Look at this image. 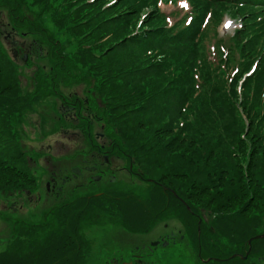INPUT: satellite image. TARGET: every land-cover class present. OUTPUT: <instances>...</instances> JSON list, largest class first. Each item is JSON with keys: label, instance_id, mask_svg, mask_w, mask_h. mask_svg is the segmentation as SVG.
I'll use <instances>...</instances> for the list:
<instances>
[{"label": "trees", "instance_id": "trees-1", "mask_svg": "<svg viewBox=\"0 0 264 264\" xmlns=\"http://www.w3.org/2000/svg\"><path fill=\"white\" fill-rule=\"evenodd\" d=\"M224 15L242 25L226 40L217 31ZM22 33L38 38L28 50L47 47L49 62L25 93L19 57L5 43ZM72 82L93 91L82 100L71 93L73 106L64 100L61 112L75 114L103 166L122 161L136 180L56 202L37 220L8 219L0 264H86L91 226L143 234L201 209L231 210L230 225L259 223L264 0H0V197L37 189L14 121Z\"/></svg>", "mask_w": 264, "mask_h": 264}, {"label": "rangeland", "instance_id": "rangeland-1", "mask_svg": "<svg viewBox=\"0 0 264 264\" xmlns=\"http://www.w3.org/2000/svg\"><path fill=\"white\" fill-rule=\"evenodd\" d=\"M184 4L187 3H181L179 8L188 10V4L186 8L182 6ZM173 9L175 6L172 5L164 7L167 13ZM223 19V24L217 28V31L221 39L226 40L232 37L242 25L240 20H235L228 15H224ZM25 36L27 34L22 33L16 37L10 34L7 37L8 40L11 39L8 42L5 41L10 52L13 53L14 50L18 53L21 74L19 79L24 93L33 90L35 75L39 72L45 75V70L49 68L47 47H41L40 53L35 46H31L28 50L31 41L36 42L38 38L34 35ZM11 45L16 47L12 48ZM23 46L24 51L20 50V56L18 49ZM25 55H27V61L22 63L21 57L23 56L24 59ZM255 68L256 66H253L252 71ZM80 73L88 75V72ZM86 84H75L74 82L71 85L59 84L57 89L63 96L42 97L36 105L24 110L22 115L14 121L16 141L27 157L30 173L37 178V189L27 195L17 193L0 197V251L11 237V221L8 219L37 220L41 218L44 210L56 202L66 200L76 194L101 190L113 181L133 182L136 180L133 175H129L125 168L126 164L122 161H114V165L110 168L103 166L101 157L92 154L90 144L77 128L78 118L75 114L73 116L72 113L66 115V111L61 112L64 100L66 110L73 106L72 100L67 98L71 93H74L77 99L82 100L89 89L93 91L91 85L88 88ZM84 112L86 114L88 110ZM89 132L93 135L101 133V124H94ZM95 177H100V180L99 178L95 180ZM48 185L55 190L53 191L55 194L48 193ZM58 189L61 191L56 194ZM162 223H171L170 228L174 226L179 228L180 224L169 220ZM162 223L158 224L161 227L158 225L155 227L156 231L147 239L155 240L162 235L164 232ZM85 233L91 241L86 264H121L123 258L135 253V247L140 244L141 240L146 239L140 234H131L115 224L91 226Z\"/></svg>", "mask_w": 264, "mask_h": 264}, {"label": "flooded vegetation", "instance_id": "flooded-vegetation-1", "mask_svg": "<svg viewBox=\"0 0 264 264\" xmlns=\"http://www.w3.org/2000/svg\"><path fill=\"white\" fill-rule=\"evenodd\" d=\"M47 188L48 193L55 194L52 187ZM60 191L58 189L56 194ZM197 212L187 223L175 217L169 220L180 223L179 228L162 223L164 232L158 239H147L155 228L140 234L146 239L141 240L135 253L124 257L121 264H264V216L256 218L258 224L230 225L231 210H219L217 214L209 209ZM195 219L198 224L191 223Z\"/></svg>", "mask_w": 264, "mask_h": 264}, {"label": "water", "instance_id": "water-1", "mask_svg": "<svg viewBox=\"0 0 264 264\" xmlns=\"http://www.w3.org/2000/svg\"><path fill=\"white\" fill-rule=\"evenodd\" d=\"M17 52H15V56H17ZM24 61H27V55H25V57H24ZM262 236H264V235H262ZM261 236H257V238H260Z\"/></svg>", "mask_w": 264, "mask_h": 264}, {"label": "snow or ice", "instance_id": "snow-or-ice-1", "mask_svg": "<svg viewBox=\"0 0 264 264\" xmlns=\"http://www.w3.org/2000/svg\"><path fill=\"white\" fill-rule=\"evenodd\" d=\"M182 6L186 8V7H187V4H184V5H182Z\"/></svg>", "mask_w": 264, "mask_h": 264}]
</instances>
